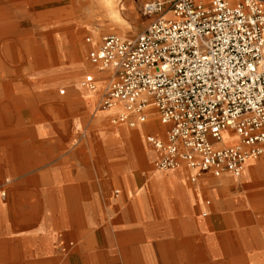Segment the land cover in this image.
Instances as JSON below:
<instances>
[{
    "label": "crops",
    "instance_id": "1",
    "mask_svg": "<svg viewBox=\"0 0 264 264\" xmlns=\"http://www.w3.org/2000/svg\"><path fill=\"white\" fill-rule=\"evenodd\" d=\"M92 75L98 86L108 85V72L94 68ZM102 98H60L43 111L45 139L30 142V153L24 145L13 146L7 158L10 162L15 150H24L20 171L34 168L24 182L38 183V195L30 197H54L71 214L82 215L86 224L76 221L69 229L86 236L0 238V264H264V185L246 190L244 204L221 201L208 221L190 222L184 174L175 172L189 173L192 184L220 180L222 189H237L242 177L206 174L193 183L185 167L156 170L162 154L147 137L164 139L168 128L157 111L150 109L146 122L132 128L115 122L124 113L122 106L99 110ZM53 136L54 141L46 139ZM250 167L261 171L254 176L264 178V161ZM99 195L105 205H97ZM98 212L103 217L95 224L91 218Z\"/></svg>",
    "mask_w": 264,
    "mask_h": 264
},
{
    "label": "built area",
    "instance_id": "2",
    "mask_svg": "<svg viewBox=\"0 0 264 264\" xmlns=\"http://www.w3.org/2000/svg\"><path fill=\"white\" fill-rule=\"evenodd\" d=\"M144 13L157 18L136 39L108 35L88 53L110 74L99 109L122 106L115 122L132 128L157 111L168 127L164 139L147 137L158 171L185 167L193 183L242 177L264 155V0H152ZM81 87L98 82L87 75Z\"/></svg>",
    "mask_w": 264,
    "mask_h": 264
},
{
    "label": "rangeland",
    "instance_id": "3",
    "mask_svg": "<svg viewBox=\"0 0 264 264\" xmlns=\"http://www.w3.org/2000/svg\"><path fill=\"white\" fill-rule=\"evenodd\" d=\"M150 1L0 0V238L86 236L69 229L76 221L81 226L86 224L82 215L71 214L54 197H30L38 195L34 192L38 183L24 182L34 170L31 167L20 171L19 159L24 150H15L14 153L19 152L10 162L7 158L11 157L13 146L24 145L25 152L30 153V142L45 139L43 127L47 121L43 111L52 109L60 98L104 96L108 85L99 84L95 92L81 87L85 76L92 75L95 68L88 53L105 36L136 39L143 34L157 18L145 16L144 6ZM200 1L208 5V0ZM226 1L234 5L239 0ZM88 38L91 44L86 42ZM53 137L46 139L54 141L57 136ZM227 144H232V139ZM31 157L37 158V153ZM262 161L264 155L249 163L237 180V189H222L220 180L211 177L207 182L204 179L200 184H192L188 181L189 173L175 172L179 176L184 174L180 178L185 180L189 195L190 222L208 221L214 206L221 201L244 204L246 190L264 185L263 176L253 175L261 171L250 167ZM96 203L105 205L106 198L99 195ZM203 214L207 217L203 218ZM102 217V213H94L91 221L100 224ZM101 234L100 230L96 232L99 237Z\"/></svg>",
    "mask_w": 264,
    "mask_h": 264
},
{
    "label": "bare ground",
    "instance_id": "4",
    "mask_svg": "<svg viewBox=\"0 0 264 264\" xmlns=\"http://www.w3.org/2000/svg\"><path fill=\"white\" fill-rule=\"evenodd\" d=\"M76 43V42H75ZM79 45V44H78ZM230 139H232V143H235V140L233 139V138H226L225 139V142L227 143V141L228 140H230ZM139 146V145H138ZM137 146V147H138ZM142 148V147H141ZM253 161H256V160H249L247 163H246V165L249 163V162H253ZM245 168H246V166H245ZM161 183V182H160ZM162 187V186H161ZM165 188V187H164ZM18 191V190H17ZM164 191V190H163ZM17 196V195H16ZM22 196H23V194H22ZM28 196V195H27ZM21 197H19V199H20ZM24 198V197H23ZM16 199V198H15ZM149 203V202H148ZM147 204V203H146ZM11 208V207H10ZM2 209V207H1V204H0V210ZM12 211V210H11ZM3 216V215H2ZM5 219V218H4ZM3 219V220H4ZM104 237V236H103ZM205 237V236H204Z\"/></svg>",
    "mask_w": 264,
    "mask_h": 264
}]
</instances>
